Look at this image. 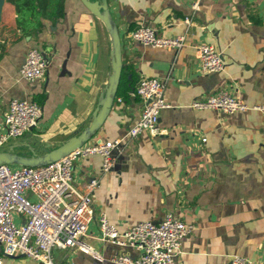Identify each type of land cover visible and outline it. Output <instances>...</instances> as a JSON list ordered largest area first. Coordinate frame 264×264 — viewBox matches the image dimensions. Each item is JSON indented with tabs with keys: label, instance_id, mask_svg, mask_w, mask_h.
Returning <instances> with one entry per match:
<instances>
[{
	"label": "crops",
	"instance_id": "obj_1",
	"mask_svg": "<svg viewBox=\"0 0 264 264\" xmlns=\"http://www.w3.org/2000/svg\"><path fill=\"white\" fill-rule=\"evenodd\" d=\"M107 7L119 34L122 68L133 70L134 87L141 77L165 78L169 107L159 115L163 132L156 137L141 132L125 140L113 149L109 171H102L97 154L74 161L77 189L99 179L92 197L94 218L83 240L103 260L71 247L56 249L54 262L114 264L109 259L116 253L136 254L99 238L101 212L120 231L171 212L191 225L176 264H227L235 254L264 264V116L253 109L225 113L190 106L220 89L248 105L264 104V0H199L195 10L189 0H107ZM186 15H192V24L187 44L178 50L129 37L140 24L163 36L182 34ZM15 17L13 5L0 0V118L12 98H41L37 125L8 148L31 140L42 153L45 143L57 147L92 120L111 73V36L80 0H65L64 16L54 24L44 20L32 35L21 36ZM201 42L222 53L221 70L199 69L195 46ZM30 47L41 48L49 60L44 77L34 82L18 74ZM133 89L127 100L114 97L89 141L126 135L143 106L130 95ZM202 136L206 141H200ZM15 151L28 152L26 147ZM2 264L41 263L17 256L4 257Z\"/></svg>",
	"mask_w": 264,
	"mask_h": 264
},
{
	"label": "built area",
	"instance_id": "obj_2",
	"mask_svg": "<svg viewBox=\"0 0 264 264\" xmlns=\"http://www.w3.org/2000/svg\"><path fill=\"white\" fill-rule=\"evenodd\" d=\"M189 1L195 10L199 0ZM183 21L187 27L182 34L163 36L145 24H140L128 34L132 40L151 47L178 50L187 44L192 15H186ZM195 54L202 72H216L223 68L222 53L212 44H197ZM48 62L41 48L30 47L18 68L19 77L27 82L43 78ZM164 89L165 78L141 77L138 80L130 95L138 97L143 106L139 118L128 127L122 138L87 141L62 158L41 166L0 164V264L4 257L17 256L41 264H57L53 259L54 251L71 247L103 260L83 240L94 218L92 197L99 179L93 177L83 191L77 189L72 184L73 163L97 154L102 158V171L107 172L113 165V149L119 150L125 140H131L141 132L154 137L161 134L159 115L162 109L169 107L164 99ZM190 106L225 113L253 109L264 116V104L248 105L225 89L195 100ZM41 115L42 106L38 102L28 98L10 99L0 118V150L10 139L24 136L35 127ZM200 141H206V137L202 136ZM97 224L102 241L136 251L133 256L124 252L112 255L109 260L114 264H176L182 240L191 230V225L171 212L164 213L159 221H139L123 231L101 212ZM227 264H252V261L235 254Z\"/></svg>",
	"mask_w": 264,
	"mask_h": 264
},
{
	"label": "water",
	"instance_id": "obj_3",
	"mask_svg": "<svg viewBox=\"0 0 264 264\" xmlns=\"http://www.w3.org/2000/svg\"><path fill=\"white\" fill-rule=\"evenodd\" d=\"M82 4L105 25L111 36L112 49L111 55V73L107 83L103 86V91L99 97L98 104L92 112V120L80 133L70 137L57 147L50 148L48 143L37 149L29 143L14 145L7 150H0V164H15L25 166H41L62 158L75 148L89 141L106 119L114 97L122 71V58L120 49V39L117 28L113 23L107 7V0H80ZM18 147H26L28 151L18 153L15 151Z\"/></svg>",
	"mask_w": 264,
	"mask_h": 264
},
{
	"label": "trees",
	"instance_id": "obj_4",
	"mask_svg": "<svg viewBox=\"0 0 264 264\" xmlns=\"http://www.w3.org/2000/svg\"><path fill=\"white\" fill-rule=\"evenodd\" d=\"M15 10V24L21 36L32 35L44 26V20L54 24L65 14V0H7ZM131 68H122L116 97L129 98L134 88L135 77ZM38 103L41 98H34Z\"/></svg>",
	"mask_w": 264,
	"mask_h": 264
},
{
	"label": "rangeland",
	"instance_id": "obj_5",
	"mask_svg": "<svg viewBox=\"0 0 264 264\" xmlns=\"http://www.w3.org/2000/svg\"><path fill=\"white\" fill-rule=\"evenodd\" d=\"M20 138H13V139H10V141L9 142H7V144H5L3 147H2V150H6L7 148H8V145L10 144V143H12L13 141H16V140H19Z\"/></svg>",
	"mask_w": 264,
	"mask_h": 264
}]
</instances>
